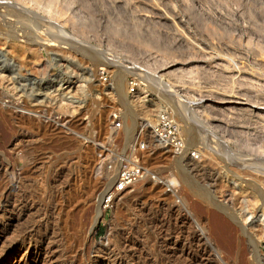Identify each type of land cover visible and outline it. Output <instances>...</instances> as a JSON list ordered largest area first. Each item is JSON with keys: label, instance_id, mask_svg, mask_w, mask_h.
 Here are the masks:
<instances>
[{"label": "rangeland", "instance_id": "374dc122", "mask_svg": "<svg viewBox=\"0 0 264 264\" xmlns=\"http://www.w3.org/2000/svg\"><path fill=\"white\" fill-rule=\"evenodd\" d=\"M34 1L0 0V264H264V0ZM164 109L197 160L153 146Z\"/></svg>", "mask_w": 264, "mask_h": 264}, {"label": "built area", "instance_id": "2783aa9c", "mask_svg": "<svg viewBox=\"0 0 264 264\" xmlns=\"http://www.w3.org/2000/svg\"><path fill=\"white\" fill-rule=\"evenodd\" d=\"M99 78L106 81L104 69L99 70ZM128 84L130 86V92H134L135 83L130 80ZM121 128L122 121L120 118V112H113L110 115V129L112 131H118ZM147 128L154 147L161 150H169L175 156H179L186 152L187 156L194 161L199 158L197 151L192 149L186 150L187 142L182 133L181 125L176 120L171 110L164 109L158 112ZM136 145L135 153L129 158H115L112 162L110 161V164H117L118 167L115 172V179L111 189L102 197L101 204L103 207L109 205L114 194L126 191L133 184L138 182L145 174L144 169L139 162L137 153L142 152L146 148V145L143 141H139Z\"/></svg>", "mask_w": 264, "mask_h": 264}, {"label": "bare ground", "instance_id": "6f19581e", "mask_svg": "<svg viewBox=\"0 0 264 264\" xmlns=\"http://www.w3.org/2000/svg\"><path fill=\"white\" fill-rule=\"evenodd\" d=\"M28 1H30V0H28ZM34 1V0H33ZM35 2V1H34ZM49 2V1H48ZM35 4V3H34ZM38 4V3H37ZM40 4V3H39ZM38 4V5H39ZM41 7V6H40ZM10 21V20H9ZM3 28V27H2ZM73 31V30H72ZM11 34V33H10ZM0 35H1V33H0ZM11 37V36H10ZM10 40V39H9ZM1 72V71H0ZM4 75V73H1V75ZM4 78V77H3ZM2 78V79H3ZM1 79V80H2ZM20 91V90H19ZM24 95V94H23ZM27 96V95H26ZM42 98L44 99V97H43V95H42ZM46 99V98H45ZM40 103V102H39ZM152 114V113H151ZM3 168V167H2ZM248 170V169H247ZM142 181H143V179H141ZM141 180H139L138 181V184H141ZM172 181V180H171ZM113 182H114V180L112 181V183L109 185V187H108V189L103 193V196L105 195V193L106 192H108L109 190H110V188L112 187V185H113ZM248 183H250L251 181L250 180H248L247 181ZM172 183H173V181H172ZM137 184V183H136ZM145 184V183H144ZM171 184V183H170ZM172 185H174V184H172ZM250 186V185H249ZM141 187V186H140ZM252 188H253V190H255V192L257 193V195L262 199V202H263V204H264V189L262 188V187H260V186H254V184H252ZM143 191V190H142ZM102 196V197H103ZM102 199V198H101ZM101 199L99 200V209H97L98 210V212L96 213V215H95V218H94V221H93V224H95L96 222H98L97 220L100 218V216H102V208L100 209V201H101ZM24 200H26V199H24ZM25 202V201H24ZM144 209V208H143ZM146 209V208H145ZM146 214H147V212H146ZM142 216V215H141ZM147 216V215H146ZM151 217V216H150ZM48 218V217H47ZM45 219V218H44ZM140 219V218H139ZM154 219H155V217H154ZM142 220V219H141ZM143 222H145V224L146 225H148V227H146V226H144V225H142V226H144V227H146L147 229H149V231L153 228V229H155L156 230V226L157 225H155V222L153 221L152 223H150L149 222V220L147 221L146 219H144L143 218ZM47 221V220H46ZM156 221V220H155ZM166 221V220H165ZM166 223H167V221H166ZM165 223V224H166ZM142 224V223H141ZM167 225V224H166ZM94 226V225H93ZM261 226V225H260ZM91 228V227H90ZM89 228V229H90ZM159 228V227H158ZM166 228V227H165ZM146 229V230H147ZM166 230V231H165ZM164 231H165V233H164V235H162V237L164 236V237H166L167 239H172L171 237H173V233H174V231H175V228L174 227H172V226H170L169 225V227H167L166 229H164ZM29 232V231H28ZM151 233V232H150ZM153 234V233H152ZM163 234V233H162ZM151 235V234H150ZM150 235H149V237H147L148 239H150ZM156 235H157V239H155V237H156ZM156 235H155V237H154V246L156 245V246H159V248L160 247H162V243H163V240H166V238H162V237H160V238H158V235H160V234H157L156 233ZM22 237V236H21ZM163 239V240H159V239ZM22 239V238H21ZM21 239H20V241H21ZM25 239V238H24ZM147 239V240H148ZM152 239H150V241H151ZM38 241V240H37ZM152 242V241H151ZM193 242H194V244H193ZM195 242H196V244L199 242L198 240H195V239H193L192 237L191 238H189V237H187V235H186V237L184 236V237H181L180 238V240H179V242L177 243V245H181L180 247H178V248H174V249H172V250H167L168 252H170V255H174V254H177V253H179V254H183V255H185V253L187 252L188 253V251H192L193 250V248H194V245H195ZM24 243V242H23ZM39 243H40V241H39ZM149 243V242H148ZM147 243V244H148ZM36 244V243H35ZM29 245V244H28ZM30 245H32V244H30ZM37 245V244H36ZM165 245H166V241H165ZM165 245H164V247H165ZM32 246H35V245H32ZM40 246V245H39ZM167 246V245H166ZM169 246V245H168ZM197 246V245H196ZM26 247H27V245H26ZM25 247V248H26ZM158 248V247H157ZM171 248H173V247H171ZM161 249V248H160ZM202 249V248H201ZM106 252V251H105ZM196 252H197V249H196ZM101 253H103V252H101ZM253 256L256 258V260H257V262H258V264H263V258H262V255H261V253L258 251V249H253ZM108 254V253H107ZM111 254H114V253H111ZM197 254V253H196ZM98 256H100V255H98ZM104 256V255H103ZM181 256V255H180ZM167 257H169L168 255H167ZM107 258V257H106ZM102 259V258H101ZM112 259V258H111ZM105 261V260H104ZM107 261V260H106ZM108 261H110V259L108 260ZM180 261V260H179ZM111 262V261H110ZM182 262H183V260H182ZM184 263H186V262H184ZM188 263V262H187ZM107 264H108V262H107ZM113 264H119V261L118 260H116V258H114V262H113Z\"/></svg>", "mask_w": 264, "mask_h": 264}]
</instances>
